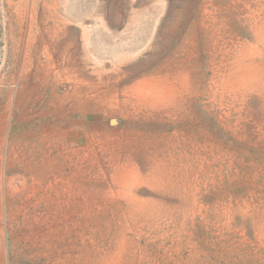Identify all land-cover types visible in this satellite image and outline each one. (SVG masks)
<instances>
[{"label": "rangeland", "instance_id": "1", "mask_svg": "<svg viewBox=\"0 0 264 264\" xmlns=\"http://www.w3.org/2000/svg\"><path fill=\"white\" fill-rule=\"evenodd\" d=\"M0 264H264V0H0Z\"/></svg>", "mask_w": 264, "mask_h": 264}, {"label": "crops", "instance_id": "2", "mask_svg": "<svg viewBox=\"0 0 264 264\" xmlns=\"http://www.w3.org/2000/svg\"><path fill=\"white\" fill-rule=\"evenodd\" d=\"M19 64H20L19 65L20 71H18V73L15 72V77L11 78L14 81H10V83H13L17 86V88L15 89L16 96L18 95L20 98L19 100L21 101V97L23 96V93L34 94L36 91L39 93V92H41V90L42 91L47 90L49 93V100L47 101V104H48L47 106H49V108L42 110V112H40V116L41 117H43V116L54 117L55 119H54V122L52 123V128L51 129L48 128V129H50V131L60 133V135H62V133H64V135H66L65 140H67L69 135H70L72 128L70 127V123L69 124L67 123L69 128H67V125L65 124L66 117L70 116V114L67 115V112L65 111V108H66L65 104H66V102L70 103L71 100H74L75 99L74 96L72 94H70V96H68L66 98L64 95H61V93L60 94L58 93L59 91L57 90L56 87L53 86L51 88L50 87L47 88L44 85V83L46 81L43 82V80H46V78L48 76L47 75L44 76L45 72H44V70H41L43 67L41 68L39 66H36V68H35L36 69L35 73H37L36 78H34L33 76L32 77L28 76L24 79L23 70H22L23 65H22V63H19ZM41 71L43 72V74H42L43 77H41ZM57 81H58V78L54 77V79L51 81V83L53 85H56ZM98 83H99L98 81L95 82V84L99 85ZM94 90L96 92L95 94H97L98 92L96 91L95 88H94ZM76 99H78V98H76ZM94 100H95V103L92 104L93 106L90 107L89 109H90V111H94V114H95L98 112V110L101 109V105L97 106L98 101H96V99H94ZM80 101H81V99H80ZM85 103H86L85 101L78 102L77 105L73 106V110L71 112H75L78 114L80 113V115H82V116H87V114H88L87 106L89 104H85ZM91 113H93V112H91ZM57 141H62V140H57ZM43 159H45V158H43Z\"/></svg>", "mask_w": 264, "mask_h": 264}]
</instances>
